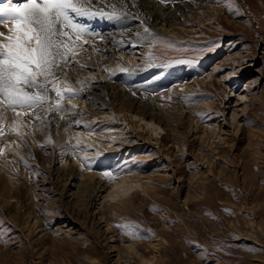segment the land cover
<instances>
[{"label": "rangeland", "instance_id": "obj_1", "mask_svg": "<svg viewBox=\"0 0 264 264\" xmlns=\"http://www.w3.org/2000/svg\"><path fill=\"white\" fill-rule=\"evenodd\" d=\"M220 1L226 17L210 19L193 39L154 32L146 55L133 60L153 61L151 67L160 72L151 81L134 78L125 84L152 98L162 91L174 95L196 79L178 98L184 110L200 107L193 112V130L186 134L174 122L168 132L178 143L170 138L160 143L162 125L147 115L139 121L133 111L131 125L115 111L93 114L66 97L58 109L65 117L85 112L66 122L63 133L36 111L49 108L48 101L30 109L38 114L31 122L40 130L24 169L36 185L23 190L22 203L33 205L45 230L25 231L0 204V264H264V0ZM227 50L241 52L238 60L213 71ZM175 65L192 77L173 74ZM98 73L89 75L86 88L96 76L120 77ZM63 88L77 93L72 86ZM74 97L79 102L85 95ZM68 164L70 174L62 170ZM47 172L50 183L41 180ZM84 173L106 187L86 207L71 194V184L83 181ZM131 178L142 186L132 185ZM113 182L120 185L114 191ZM89 214L106 229L101 236L90 227Z\"/></svg>", "mask_w": 264, "mask_h": 264}, {"label": "bare ground", "instance_id": "obj_2", "mask_svg": "<svg viewBox=\"0 0 264 264\" xmlns=\"http://www.w3.org/2000/svg\"><path fill=\"white\" fill-rule=\"evenodd\" d=\"M0 2H3V0H0ZM85 6L89 7L91 11L115 12L120 18L109 19L106 16L75 17V22L88 28L90 38L85 35L79 41H76V37L72 35L71 40L76 41L73 45L75 57H69L68 67L64 72H57L59 77L57 87L72 86L79 93V96L84 94L85 97L79 102L74 99L75 97L69 98L67 102L80 103L81 108L87 110L86 112H93V114L104 113L106 109L109 112L115 111L121 115V118L123 117V120L127 119L131 125H134L133 117L131 118L132 111L139 116V121L147 115L149 120L156 121L166 130L160 138V143L169 138L173 140L174 144L178 143V137H173L168 132L169 130L174 131V122L181 123L186 134L193 130V112L198 111L200 107L190 105L184 110L182 108L183 104L178 101V98L180 93L193 89L196 85V79H191L192 82L190 83L188 80L185 81L183 87L176 88L179 92L174 95L170 94V90L165 93H162L163 91L155 93V97L152 98H143L142 95L131 91L130 86L132 85L126 87L125 84H132L134 78L140 81L141 79L151 81L156 78L159 68L151 67L153 61L146 62L143 60L141 64L135 63L133 57L135 54L137 55L136 58H138V55H140V58L146 55L154 32L161 31L175 38L193 39L202 30L203 26H208L207 23L210 19L218 20L219 17H226L222 15V13L226 15V6L220 0H95L94 3H86ZM228 23L239 26V28L245 26V22L228 20ZM8 27H10V23L7 26L0 24V30L5 31V33L8 31ZM145 28L149 31L145 32ZM64 39L67 40L68 38L65 37ZM240 53L237 50L225 51L222 58L211 69L214 71L223 67V65L230 66L231 63L238 60L237 55ZM170 69H172L173 74L181 73L187 79L192 77L190 72L180 68V66L175 65ZM96 70L99 73L103 72L109 75L119 73L120 77H117L116 81H112L109 79L103 80L100 76L95 75L96 81H98L86 88V84L92 78L89 75L96 74ZM65 72L67 75H65ZM77 81L82 83H77ZM49 88H51V85H49ZM49 95L51 96V100L48 101L49 108L46 110L38 108L36 111L49 119L52 125L57 126L64 133L63 126L65 123L78 120L82 116H80L81 112L83 114L85 111L77 110L65 117L56 108L57 97L55 93L50 91ZM240 97L244 98L246 94L241 93ZM85 99L88 100L87 104L84 103ZM97 108L102 110H94ZM16 112H21L22 115L17 117ZM3 116L5 135L0 138V147L4 148L3 155H0V204L5 208L7 214L17 224L21 225L25 231L32 232L34 228L44 229L39 217L31 212L33 205L29 206L28 204L27 207L26 203V205L22 203L23 190L29 191L32 187H34V190L36 185V182L31 180V171L24 169V165L29 160L31 162L34 155L33 138L40 129L39 127L36 128L31 122L33 116L30 109H27L26 112L19 108L15 111L5 109ZM14 121L15 123H13ZM141 127L140 122L138 130ZM13 129L16 131H13ZM17 131L20 135L16 134ZM180 133L178 131L177 135L179 136ZM105 134L107 133H102V135ZM82 135L88 138V134L82 133ZM173 143L170 146H173ZM63 169L67 174L73 172L69 164L64 166ZM1 171L5 172L7 182L3 181ZM71 175L75 177L73 174ZM51 176L52 174L47 172L46 176L44 174L41 176V180L50 183ZM9 180L14 181L10 182ZM82 180L79 183L71 184V194L75 200L84 203L86 207L92 203L94 195H97L101 189H106V187L100 180L94 179L92 173H84ZM18 181L21 182L19 185H17ZM130 181L132 185L142 186L139 179L131 178ZM114 187H120V185L113 182L110 184V189L113 190ZM19 203H22V205L20 206ZM24 205L25 209H22ZM100 208L102 215L105 210L104 204ZM89 215L90 227L95 229L98 235L101 236L106 229L102 231L94 221V217L91 216L92 214ZM100 231H102L101 234ZM105 241L106 244H109V241L112 240Z\"/></svg>", "mask_w": 264, "mask_h": 264}, {"label": "snow or ice", "instance_id": "obj_3", "mask_svg": "<svg viewBox=\"0 0 264 264\" xmlns=\"http://www.w3.org/2000/svg\"><path fill=\"white\" fill-rule=\"evenodd\" d=\"M94 2L95 0L0 2V24L7 26L10 23L7 33L0 30V138L5 135V109H35L51 100L50 91L59 98L56 108L60 109V101L78 95L70 88L57 87V72H64L68 67L69 57H75L73 45L82 36L90 35L87 27L75 22V17L120 18L115 12L91 11L85 6L86 3ZM144 31L149 30L145 28ZM72 35L76 37V41L71 40ZM65 37L68 39L65 40ZM21 115V112H16L17 117ZM32 115L37 116V113L32 112ZM16 134L20 135L18 131ZM3 152L4 148L0 147V155ZM104 175L110 176L111 173L105 172Z\"/></svg>", "mask_w": 264, "mask_h": 264}]
</instances>
